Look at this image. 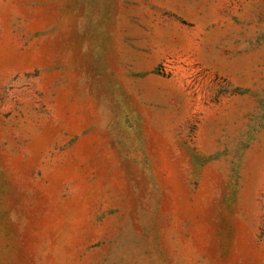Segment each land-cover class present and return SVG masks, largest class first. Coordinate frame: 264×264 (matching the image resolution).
Returning a JSON list of instances; mask_svg holds the SVG:
<instances>
[{"label":"rangeland","instance_id":"374dc122","mask_svg":"<svg viewBox=\"0 0 264 264\" xmlns=\"http://www.w3.org/2000/svg\"><path fill=\"white\" fill-rule=\"evenodd\" d=\"M0 264H264V0H0Z\"/></svg>","mask_w":264,"mask_h":264}]
</instances>
